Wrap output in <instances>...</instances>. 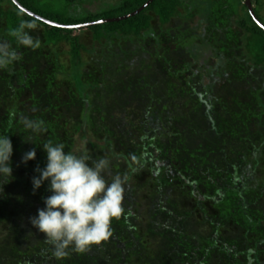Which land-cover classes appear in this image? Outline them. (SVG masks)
Wrapping results in <instances>:
<instances>
[{
    "label": "rangeland",
    "instance_id": "obj_1",
    "mask_svg": "<svg viewBox=\"0 0 264 264\" xmlns=\"http://www.w3.org/2000/svg\"><path fill=\"white\" fill-rule=\"evenodd\" d=\"M87 1L91 13L110 9V5L102 6L101 0ZM214 2L218 4L217 0H212L213 7ZM41 3H47L46 7L57 8L59 12L64 11L65 16L77 12L68 6L64 10V0H41ZM2 6L5 9L11 7L6 2H2ZM76 7L78 13H82V2ZM186 8H180L179 15L163 30L158 28L154 20L150 33L140 39L123 41L119 49L112 45L111 50L101 51L102 48L98 44L91 42L88 31L82 33V42L88 49L94 48L95 51L82 53L84 63L81 76L83 82L89 84L87 93L92 111L90 128L98 138L106 133L112 134L114 140L111 151L106 147L95 149L86 143L71 150L83 103L77 81L73 82L71 76L63 75L65 70L71 67L69 45L66 42L56 47L46 44L40 25L25 29L26 33L38 41V46L32 48L21 45V48L17 49L22 57L18 82L11 86L5 69L0 70V135L10 124L8 136L13 143L14 177L9 183V178L0 177V200L3 201H0V264H21L28 246L20 245V237L27 235L28 242L34 246H41L44 242L41 238L43 233L33 228L30 223V218L38 214L39 208H35L37 204L27 213L21 206L24 207L29 199L37 198L41 191H44L45 198L51 195L47 183L33 194L32 183L33 177L38 175L36 168L46 166L47 155L42 144L49 139L54 143H63L65 151L87 153L93 159L109 158L113 175L129 177L123 201L126 211L118 220H113V235L107 241L92 245L82 253L73 252L63 260H56L49 247L32 264H46L42 263L45 259L52 260L53 264H123L121 258L130 264H181L180 257L175 252L180 250L181 245L194 248L195 254H198L197 258L201 259L203 264H264V210L249 212L248 218L243 217L239 210H223L220 203H216L212 197L216 196L217 189L224 182L208 178L195 180L190 178L189 170L181 172L186 182L182 183L179 175L167 182L163 177V169L168 163L176 166L179 162L174 158L172 147L166 148V142L170 141L168 136H164L166 142L163 139L165 143L159 151V157L164 163L157 161L156 169L145 163L129 174L128 167L123 164L124 159L118 156V140H124L130 153L132 146H129V140L134 142L136 131L130 126L123 129L127 118L125 113L118 110V107L110 109L109 105H113L115 97L121 100L123 93L134 95L143 93L147 88L156 89L158 84L160 86L165 81L164 73L157 68L162 55L168 56L180 67L191 64V68H199L198 71L208 78L210 86L206 83V87L211 89L212 96L223 97L228 105L235 104L239 108L256 105L258 102L264 104L263 70L255 69L234 79L232 76L228 77L229 72L225 70L224 65L214 62V58L220 57V52L224 51L225 46L234 42V39H226L228 32L221 29L222 19L210 20V9L202 2L200 6L194 7V11L202 15L203 19L192 24L182 18ZM217 9H220V6ZM261 14L264 18V6ZM178 75L189 83L190 89H202V80L196 79L192 73L185 71ZM196 75L202 77L200 73ZM184 94L179 96V103L186 98ZM176 105L172 103L173 110ZM180 106L181 104L178 105ZM128 107L130 106L127 105ZM98 111H101L102 115L93 116ZM255 112L258 114L264 110L259 108L255 109ZM25 117L43 121L47 132L33 138L23 126ZM173 122L174 125L169 127L170 131L176 129L178 122L175 117ZM217 126L221 130L226 127L219 123ZM246 129L250 134L264 138V121L259 118H251L246 124ZM28 139H32L35 144L27 142ZM253 140L247 149L243 148L242 152L238 153L239 169L236 170L237 179L246 180L247 185L251 187L262 175L257 171L264 169V159L260 153L255 155V151L261 147L259 139ZM33 148L37 152L36 159L27 164L22 163L23 155ZM193 180L195 185L191 183ZM194 186L201 194L207 195L205 200L198 201L195 198L192 192ZM4 197L6 199H3ZM17 204H20L19 207Z\"/></svg>",
    "mask_w": 264,
    "mask_h": 264
},
{
    "label": "trees",
    "instance_id": "obj_2",
    "mask_svg": "<svg viewBox=\"0 0 264 264\" xmlns=\"http://www.w3.org/2000/svg\"><path fill=\"white\" fill-rule=\"evenodd\" d=\"M147 1L101 0L102 6L110 5L108 6L110 9H101L97 13H91L88 9L87 2L89 1L87 0H64V10L67 6L74 12L77 10V14L65 16L64 11L59 12L56 10L57 8L46 7L47 3H41V5V0H0V41H7L16 50L21 48V45L9 35V32L24 23L25 29L40 25L44 42L52 47H56L62 42L69 45L68 55L71 67L66 69L63 75L71 76L73 82L77 81L76 84L83 103V111L78 115L80 121L75 129L71 150H75L80 144L86 143L95 149L106 147L111 151L114 140L112 134L109 133L98 138L90 128L92 111L87 93L89 84L83 82L81 76L84 63L82 53L95 51L94 48L88 49L86 44L82 42L81 36L84 31L90 33L91 42L94 45L98 44L102 48L101 51L104 49L111 50L112 45L119 49V45L123 41L140 39L150 33L154 20L157 22L158 28L163 30L172 19L179 15L180 8L185 6L187 8L182 18L195 24L202 20L203 16L198 15L194 11V7L200 6L203 2L210 9L211 15L208 14L210 20L222 19L221 29L223 32H228L226 33L227 38L226 36L225 38L234 39L233 44L226 45L224 51L220 52V57L214 58V62L224 65L225 70L229 72L227 73L228 77L232 76L234 79L243 73L249 74L255 69L264 71V28L254 19L255 16L264 26V18L261 14L264 6L263 0H251L254 16L246 5V0H217L218 4L214 2V7L212 0L207 2L203 0H152L140 12L118 21L92 24L80 29L60 26H76L101 19L119 17L135 11ZM2 2L10 4L11 7L5 9ZM79 2H82L83 7L80 8L82 13H78L76 7ZM187 3L188 5H186ZM219 6L220 9H217ZM33 14L60 25H52ZM153 37L156 38V35L153 34ZM209 51L208 49L207 52ZM194 55L197 54L194 53ZM157 64L159 71L161 70V73L165 75V81L160 86L158 84L156 89L147 88V90L142 91L143 93L138 92L134 95L123 93L121 100H117L115 97L113 105H109L110 109L118 107V110H123L125 113L127 118L125 125L122 126L123 129L130 126L133 131H136L134 142L129 140V146H132L130 153L126 149L124 140L121 139L117 142L120 150L118 156L124 159L123 164L128 167L129 174L135 172L141 164L145 163H148L152 169H156L158 163L163 162L159 157V151L166 142L164 136H168L170 141L166 142V148L172 147L174 158L176 157L179 162L176 166L168 163L163 169V177L167 182H170L176 175H179L182 183L186 182V179L182 178L181 172L182 170L184 172L189 170L190 178L195 180L208 178L212 181L224 182L217 189L216 196L212 197L216 203H220V208L222 207L223 210H239L241 215L247 218L249 212L263 211L264 169L260 168L257 171L262 175L256 179L257 183L253 187L248 186L246 180L239 181L236 170L239 169L238 153L242 152L243 148L247 149V146L255 138L259 139L258 143L261 145L260 149L255 151V155L260 153L259 155L264 159V138L262 139L260 135L258 137L255 134H250L246 129V124L251 118L257 117L264 121V112L258 114L255 112V109L259 108L264 110V104L258 102L252 106H241L242 108H238L235 104L228 105L223 97L212 96L211 89L206 87V83L210 86L207 82L208 78L198 71L199 68L193 69L191 64L180 67L165 55L161 56V60L159 59ZM20 71V60L5 69L8 75V83L11 86L18 82ZM185 71L192 73L196 79L202 80V89H190L189 83H186L183 77L178 75ZM196 73H200L202 77L199 78ZM180 92L185 93L184 97L186 98L179 103L178 100L181 99L179 96L182 95ZM172 103L175 105L178 103L181 106L176 105V109L173 110ZM127 105L130 107L127 108ZM124 106L126 108H123ZM101 115L102 112L98 111L93 116L99 117ZM173 116L178 123L175 125L176 129L170 131V125H174ZM218 123L226 125L225 129L221 130L217 126ZM9 128H11L10 124L6 126L2 135H8ZM124 148L126 151H123ZM191 183L192 185L196 184L194 180ZM192 192L198 201L207 198V195L201 194L196 186ZM43 194L44 191H41L37 194V198L29 199L26 202L29 205L25 203L21 209L27 213L35 204H37L35 208H44L45 197ZM20 199L22 198L20 197ZM18 205L20 204L16 206ZM41 238L44 241L45 234H42ZM28 240L27 235L18 240L20 245L28 246L27 251L22 256L21 264L34 263L50 247L45 241L41 246H34ZM194 250L188 245H181L180 250H175L180 257L179 262H182L181 264H203L201 259L197 258L198 254H195ZM121 260L123 264H130L125 262L124 258ZM42 263L53 264V261L45 259ZM222 264H237V262H223Z\"/></svg>",
    "mask_w": 264,
    "mask_h": 264
},
{
    "label": "clouds",
    "instance_id": "obj_3",
    "mask_svg": "<svg viewBox=\"0 0 264 264\" xmlns=\"http://www.w3.org/2000/svg\"><path fill=\"white\" fill-rule=\"evenodd\" d=\"M9 35L19 45L38 46V41L25 32L24 23L12 29ZM21 58L10 43L0 41V70ZM23 126L33 138L47 132L43 121L25 117ZM26 141L34 143L32 139ZM42 145L47 163L44 168L35 170L38 175L32 179L33 194L47 183L51 195L44 198L45 207L30 218V223L45 234L44 241L50 246L52 256L63 260L113 235V220H118L126 211L123 201L129 177L113 175L112 162L107 157L93 159L87 153L65 151L63 143H54L51 139ZM36 155L33 148L23 155L21 162L27 164L35 160ZM12 157L11 139L8 135H0V177L9 178L7 183L14 179Z\"/></svg>",
    "mask_w": 264,
    "mask_h": 264
},
{
    "label": "water",
    "instance_id": "obj_4",
    "mask_svg": "<svg viewBox=\"0 0 264 264\" xmlns=\"http://www.w3.org/2000/svg\"><path fill=\"white\" fill-rule=\"evenodd\" d=\"M152 0H148L147 2H145L141 7H139L138 9H136L135 11L131 12V13H128V14H125V15H122V16H119V17H114V18H106V19H101V20H98V21H95V22H90V23H85V24H80V25H76V26H68V25H60V24H57V23H53L51 21H48L46 19H43L39 16H36L37 18H40L42 19L43 21L45 22H48L52 25H60V26H63V27H66V28H83L85 26H88V25H92V24H100V23H104V22H111V21H118V20H121V19H124V18H127L129 16H132L138 12H140L143 8H145ZM246 5L248 6V8L250 9V12L252 13V15L254 16V13H253V10H252V5H251V0H246ZM254 19L259 23V25H261V27L264 28V26L259 22V20H257V18L254 16Z\"/></svg>",
    "mask_w": 264,
    "mask_h": 264
}]
</instances>
